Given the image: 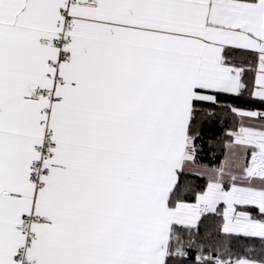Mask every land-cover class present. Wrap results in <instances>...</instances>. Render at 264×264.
Masks as SVG:
<instances>
[{
	"label": "snow or ice",
	"instance_id": "1",
	"mask_svg": "<svg viewBox=\"0 0 264 264\" xmlns=\"http://www.w3.org/2000/svg\"><path fill=\"white\" fill-rule=\"evenodd\" d=\"M0 264H264V0H0Z\"/></svg>",
	"mask_w": 264,
	"mask_h": 264
}]
</instances>
